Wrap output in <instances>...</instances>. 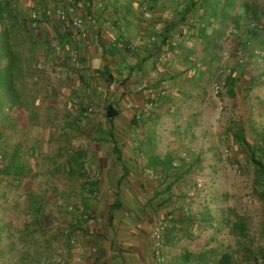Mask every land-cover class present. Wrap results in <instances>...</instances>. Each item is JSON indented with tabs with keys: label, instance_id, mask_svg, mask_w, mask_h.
Wrapping results in <instances>:
<instances>
[{
	"label": "crops",
	"instance_id": "crops-1",
	"mask_svg": "<svg viewBox=\"0 0 264 264\" xmlns=\"http://www.w3.org/2000/svg\"><path fill=\"white\" fill-rule=\"evenodd\" d=\"M0 3L9 10L0 16V35L9 32L10 45L4 57L7 61L15 57L22 64V76L23 62L29 59L33 77L24 80V85L34 96V105L47 110L49 117L71 109L80 111V117L92 111L90 118L100 116L103 120L93 126L106 123L105 109L112 105L117 114L110 123L114 128L111 135L123 140L112 149L103 146L98 159L90 161L97 178L86 182L64 163L63 171L50 174L47 187L41 190L39 178L24 158L22 118L30 121V117L19 114L17 102L2 106L0 264H55L58 260L61 264H155L159 256L163 264H195L201 257L193 237L197 225L185 224L178 209L169 206V198L175 195L162 187L161 173L155 174V182L143 173L152 154L136 152L125 135L135 132L137 126L153 132V123L176 109L161 100H171L178 83L177 95L187 93L179 98V106L197 101L198 116L200 95L186 92L189 84L191 89L199 88L194 70L179 81L169 78L168 69L173 66L168 63L167 48L154 38L152 15L139 0ZM69 7H74V16L83 21V37L59 20V14H66ZM13 21L14 25L8 24ZM24 21L27 27L33 25L26 28L29 34ZM23 34L32 36L31 46L18 45L17 38ZM44 64L48 72L41 71ZM187 69L184 74L189 73ZM18 98L21 101V94ZM151 100L155 103L153 114L145 117L144 124L136 123L133 113L144 110ZM71 145L91 148L87 142ZM100 147L92 146L95 151ZM22 165L24 173L20 172ZM72 166L77 165L73 162ZM159 225L166 230L157 250L152 234Z\"/></svg>",
	"mask_w": 264,
	"mask_h": 264
},
{
	"label": "rangeland",
	"instance_id": "rangeland-1",
	"mask_svg": "<svg viewBox=\"0 0 264 264\" xmlns=\"http://www.w3.org/2000/svg\"><path fill=\"white\" fill-rule=\"evenodd\" d=\"M242 4H248L250 9L258 7L264 14V0H240L237 5ZM235 9L236 6L228 11V19L233 17ZM238 13L243 14L241 9ZM244 18L238 21L237 27H233L231 20L216 26L218 35L208 39L211 45L207 48L201 41L190 39L177 48L175 61L168 55V63L174 67L168 69L169 78L176 77L179 81V78L189 77L193 70L194 77H199V88L191 89V84L186 88V92L200 95L198 116L195 113L197 101L190 100L182 103L185 106H179V98L187 93L183 91V95H177L180 89L178 83L171 93L174 99L163 97L161 100L176 109L156 120L152 133H146L143 126H137L135 132L125 134L127 142L135 147L136 152L152 154L149 164H164L169 159L173 161L174 166L167 173L149 166L145 167L143 173L154 182L155 174L161 173L164 188L173 178L178 180L168 192L173 191L175 198H169L167 203L174 210L178 209L179 216L185 218V224L197 225L193 237L199 243L201 257L195 264H216L224 253L236 258L238 264H264V199L254 182L253 167L245 154L235 149L229 135L230 129L242 130L248 142L254 143L264 134V59L251 56L244 46L241 48L237 45V37L246 32L249 26L258 27L259 30L262 28L255 22L248 23ZM261 19H264V15H261ZM23 24L25 29L31 28V24L27 27L26 21ZM261 33L264 34L262 30ZM4 35H0L1 54L8 49ZM31 39L32 36L23 34L17 38V42L26 48L31 46ZM249 44L253 48V40ZM188 51L191 60L185 59ZM207 51L212 52L211 60L206 59L209 56ZM15 60V57L10 61L4 57L0 59V112L6 102L12 105L17 102L19 114L30 117V121L29 118H22L23 151L28 162L26 166H32L33 174L39 178L40 189L47 187L50 174L58 175L63 171L64 163L71 173L78 174L86 182L97 178L90 161L98 159L103 146L112 149L114 144L123 140L112 137L111 130L114 128L109 122L93 126L94 123L101 124L99 121L103 120L100 116L90 118L92 111L89 110L82 117L76 109L61 112L58 116L53 113L49 117L47 110L34 105V96L26 91L24 80L26 82L33 77L29 59V63H26L27 60L23 62V76L22 64ZM194 60L196 63L205 62L196 68ZM45 64L40 67L41 71L48 72ZM236 66L238 80L230 94L225 83L229 71ZM184 68H190L189 73L184 74L188 71ZM215 85L221 87L219 94L214 93ZM19 94L21 101L18 100ZM175 98L176 102H171ZM153 104L151 100L144 110L138 109L133 113L136 123L144 124L145 117L153 114ZM12 135L11 139L15 140V135ZM64 142L68 143L65 147ZM80 142H87L91 148L71 145ZM93 145L101 147L95 151ZM73 162L76 167L72 166ZM24 168L22 165L20 172ZM44 199L46 201L47 198ZM186 217H192L194 221L190 223ZM239 222L246 227L245 237L241 239L237 236L238 231L233 229L234 224ZM59 261L55 264H61Z\"/></svg>",
	"mask_w": 264,
	"mask_h": 264
},
{
	"label": "trees",
	"instance_id": "trees-1",
	"mask_svg": "<svg viewBox=\"0 0 264 264\" xmlns=\"http://www.w3.org/2000/svg\"><path fill=\"white\" fill-rule=\"evenodd\" d=\"M140 4L144 7L145 12H149L152 15V23L154 29V38L161 39L160 45L162 48H167V53L173 59L178 57L177 48L183 46L190 39L201 41L205 48L211 45L208 39L217 34V27L219 24H224L227 20H231L233 27L238 26V21L245 17L244 19L248 23L255 22L261 26L262 32H264V19H261V10L258 7L248 8V4L237 5L240 0H139ZM236 6L234 15L231 19H228V11L233 10ZM239 9L242 10L243 14H239ZM8 8L0 3V16L2 13H8ZM16 22L14 21L13 25ZM1 24V23H0ZM161 24V27H160ZM258 27L249 26L240 36L237 37L238 47H245L246 51L258 59H264V34L261 33ZM26 32H29L26 29ZM7 37L6 42H8L9 32L7 31L5 35ZM240 37V38H239ZM253 40V48L250 46V42ZM0 43H2L0 41ZM2 46H0L1 48ZM9 48V47H8ZM206 59H212V52L207 51ZM190 51L185 55V59L188 58ZM5 54L0 53V59L2 60ZM5 58V57H4ZM195 60L193 61L194 64ZM195 62L196 68L203 64L205 61ZM236 66L233 70L229 71L227 76L226 87H229V92L232 94L235 81L238 80ZM199 71L198 73H200ZM201 75V73L199 74ZM199 78V77H198ZM117 111L112 105H108L105 109L104 120L111 123L116 117ZM229 135L231 137L232 143L237 151L244 153L249 161L250 165L253 167L254 171V182L256 184L257 190L262 199H264V134L259 136L254 143L248 142L242 130H229ZM172 160L169 159L164 164L160 162L151 163L148 166L158 170L162 173H167L174 165ZM179 176V175H178ZM177 176V178H178ZM167 180V179H166ZM175 178L169 184H166L165 191L168 193L172 184L176 183ZM172 185V186H171ZM190 223L191 218H187ZM233 229L238 231L237 236L239 239L245 237L246 227L243 223H235ZM216 264H238L236 258L230 254L224 253L219 256L216 260Z\"/></svg>",
	"mask_w": 264,
	"mask_h": 264
},
{
	"label": "built area",
	"instance_id": "built-area-1",
	"mask_svg": "<svg viewBox=\"0 0 264 264\" xmlns=\"http://www.w3.org/2000/svg\"><path fill=\"white\" fill-rule=\"evenodd\" d=\"M68 1L72 2L73 0H68ZM74 12H75V8L69 7L66 11V14H64V13L59 14L60 15L59 20L66 27L72 29L74 32H76V33L80 32V35L83 37L84 34L81 33L83 21L81 20V18L74 16ZM31 27H33V25ZM213 90H214L215 94H219L221 91V87L219 85H215L213 87ZM165 230H166V227L163 225H159V226L155 227V229L153 230L152 235H153L154 241L156 242L157 250L160 249L158 246H159V243H161V241H162V236H163V233L165 232ZM163 263H164V259L160 256L157 257L155 264H163Z\"/></svg>",
	"mask_w": 264,
	"mask_h": 264
}]
</instances>
